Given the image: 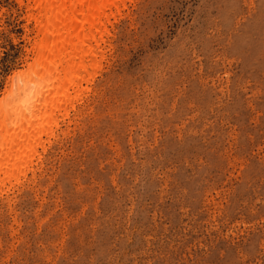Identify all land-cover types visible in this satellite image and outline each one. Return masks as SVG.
Wrapping results in <instances>:
<instances>
[{"label": "rangeland", "instance_id": "374dc122", "mask_svg": "<svg viewBox=\"0 0 264 264\" xmlns=\"http://www.w3.org/2000/svg\"><path fill=\"white\" fill-rule=\"evenodd\" d=\"M131 1L0 176V264H264V0ZM27 2L0 0V107L33 62Z\"/></svg>", "mask_w": 264, "mask_h": 264}, {"label": "bare ground", "instance_id": "6f19581e", "mask_svg": "<svg viewBox=\"0 0 264 264\" xmlns=\"http://www.w3.org/2000/svg\"><path fill=\"white\" fill-rule=\"evenodd\" d=\"M126 1L28 0V9L37 10L35 14L29 13L36 20V36L31 50L34 58L27 70L11 78L12 90L5 106L0 107V176L8 175L11 180L10 176L17 169L18 178V174L29 166L31 161L28 159L34 157V152L37 155L36 145L42 139L41 135L48 130L53 134V126L70 112L68 107L75 108L74 103L82 99L81 84L86 80L89 82L91 74L94 75L93 71L88 75L90 70L100 69L99 60L105 57L101 46L107 45L101 44L109 32L107 23L113 17L110 15L112 9ZM100 54L103 59H98ZM98 61L100 65L96 67ZM19 78L21 81L16 83ZM25 174L21 173L22 176Z\"/></svg>", "mask_w": 264, "mask_h": 264}]
</instances>
